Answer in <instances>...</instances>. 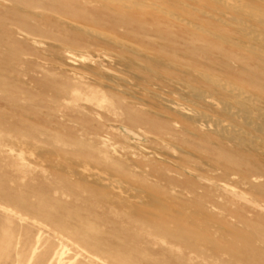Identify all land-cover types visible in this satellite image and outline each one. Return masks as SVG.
I'll return each instance as SVG.
<instances>
[{
  "label": "rangeland",
  "instance_id": "1",
  "mask_svg": "<svg viewBox=\"0 0 264 264\" xmlns=\"http://www.w3.org/2000/svg\"><path fill=\"white\" fill-rule=\"evenodd\" d=\"M11 5L0 0V264H264V206L253 203L264 197L213 189L205 166L216 159L214 147L191 145L180 132L190 121L149 96L152 86L143 95L126 68L123 57L137 58L128 45L168 51L152 27L100 20L94 37L48 28ZM216 61L226 62L217 74L227 77L230 62ZM207 62L196 61V75H176L209 90L200 76L212 72ZM190 123L192 132L201 128ZM69 168L80 179L62 185L67 179L53 175ZM147 195L163 206L146 209Z\"/></svg>",
  "mask_w": 264,
  "mask_h": 264
},
{
  "label": "bare ground",
  "instance_id": "2",
  "mask_svg": "<svg viewBox=\"0 0 264 264\" xmlns=\"http://www.w3.org/2000/svg\"><path fill=\"white\" fill-rule=\"evenodd\" d=\"M8 1L12 3L9 8L12 12L29 16L36 23H43L48 28L52 24L94 37L99 34L97 24L100 20L107 22L106 25H117L119 29H127L133 23L139 27H152L151 30L161 40L160 45L168 50L164 52L166 55L141 52L128 45L125 49L135 53L137 58H122L129 62L127 70H131L143 85L142 94L152 86L149 96L159 100L173 117L200 124L201 128L192 132L191 123L186 122L180 132L186 133L191 145L203 149L214 147L216 159L206 161L205 166L206 174L215 182L213 189L237 197L241 193L245 196V191L264 197V0ZM183 6L186 8L181 13H175L181 11ZM2 9L6 8L3 6ZM192 12L206 17L208 21L187 15ZM158 14L163 16L158 17ZM146 15L152 17L150 22L144 20ZM189 34L191 36L187 38ZM204 35L208 40H204ZM197 41L199 44H196ZM41 44L49 43L43 41ZM77 49L73 46L68 51L77 54ZM234 50L238 52L237 56L231 54ZM156 59L160 66L150 63ZM179 59L190 62L191 66L182 64ZM216 59L230 62L227 77L217 74L223 72L226 62ZM200 60L209 61L207 63L212 70L211 73L204 70L200 72L209 90L181 82L176 75L198 74L196 61ZM168 93L176 98H187L195 109L188 110L183 104L167 98ZM135 96L140 97L137 94ZM171 121H164L163 125L153 129L164 131L166 127L163 126H169ZM159 140L165 146H172L166 138ZM98 173H101L100 170ZM53 176L59 183L60 179H67L62 181V185H70L80 179L70 168L64 175L56 173ZM96 182L99 187L106 189L103 182ZM145 201L146 209L150 211L163 206L150 195L146 196ZM253 203L264 206L259 200ZM135 212L146 221L151 219L140 211ZM148 215L151 216V212ZM258 237L264 239V232H259Z\"/></svg>",
  "mask_w": 264,
  "mask_h": 264
}]
</instances>
